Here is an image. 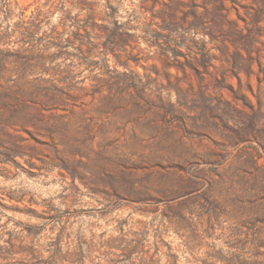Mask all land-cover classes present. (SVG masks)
Returning a JSON list of instances; mask_svg holds the SVG:
<instances>
[{
    "label": "rangeland",
    "instance_id": "374dc122",
    "mask_svg": "<svg viewBox=\"0 0 264 264\" xmlns=\"http://www.w3.org/2000/svg\"><path fill=\"white\" fill-rule=\"evenodd\" d=\"M18 1L52 10L0 38V264H264V0H219L210 34L137 21L152 0H90L96 20L68 0L97 45L70 27L61 48L64 0ZM217 1L154 8L212 23ZM112 14L128 68L104 62Z\"/></svg>",
    "mask_w": 264,
    "mask_h": 264
},
{
    "label": "trees",
    "instance_id": "16d2710c",
    "mask_svg": "<svg viewBox=\"0 0 264 264\" xmlns=\"http://www.w3.org/2000/svg\"><path fill=\"white\" fill-rule=\"evenodd\" d=\"M66 1H60L58 5H55L53 9H56L61 12V24L55 25L51 28L50 33L52 35V45L61 48L64 45V42L69 43V39L65 38V34L68 32L69 28L71 35H85L88 36V44L95 47L94 42L91 39V24H87L86 21H75V15H72V11L69 10L66 6ZM154 3L150 6H142L143 11L136 16L137 21L141 18H148V14L152 16L151 19L157 17L161 19V23L163 24V30L168 32L181 30L185 33H200L204 32L205 34L212 31V27L208 26L209 24H215L217 15L219 17V11L223 8L221 1H217L215 6L212 9H207L206 7L201 6L200 4H193L195 8L203 7V10L208 14H212L211 22L208 23L204 20L202 15H199L198 12H192V20H187L188 14L183 13L181 18L176 16V7L173 4L165 5L158 10H155V3L157 0H152ZM195 1V0H193ZM75 7L79 9H87L86 16L90 19L96 20L99 12L94 8V4L90 0H71L69 1ZM52 9H48L46 11L42 10L39 7H35V9L28 15L25 13L23 6L20 5L18 0H0V38L8 37L11 33H18L20 36L24 38L33 39L35 34L39 31L40 23L42 22V18L47 15ZM135 12V11H134ZM15 16L19 17V20L13 22ZM29 16L32 17L31 20H26ZM112 19L107 20L109 26H103V29L100 30L104 36L99 35L98 37H105V41L102 42L104 45V62H108V55L112 54L114 56L115 64L122 65L124 68L129 67L130 61H134L137 63L130 52L127 53L126 59L121 60L118 52L127 44V37L129 36L127 32H125L120 27V22L117 20L116 14L110 16ZM220 18V17H219ZM91 29V30H90ZM148 29V28H147ZM96 35V34H95ZM48 36H51L50 34ZM70 36V35H69ZM6 60H0V67L3 69ZM83 64L88 66L93 65L95 62L92 60H83Z\"/></svg>",
    "mask_w": 264,
    "mask_h": 264
}]
</instances>
